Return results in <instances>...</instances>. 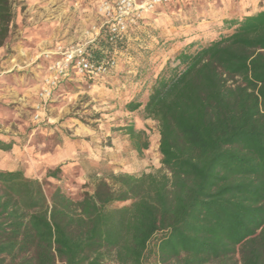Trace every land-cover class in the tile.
I'll list each match as a JSON object with an SVG mask.
<instances>
[{
  "label": "trees",
  "instance_id": "trees-1",
  "mask_svg": "<svg viewBox=\"0 0 264 264\" xmlns=\"http://www.w3.org/2000/svg\"><path fill=\"white\" fill-rule=\"evenodd\" d=\"M15 9L0 0V48ZM144 25L113 41L105 29L89 52L117 66ZM193 28L158 41L178 48L173 64L151 68L145 105H126L158 123L162 169L112 174L78 199L0 171V264H264V0L255 14L226 9ZM126 134L149 148L144 131ZM13 146L0 139V150Z\"/></svg>",
  "mask_w": 264,
  "mask_h": 264
},
{
  "label": "rangeland",
  "instance_id": "rangeland-1",
  "mask_svg": "<svg viewBox=\"0 0 264 264\" xmlns=\"http://www.w3.org/2000/svg\"><path fill=\"white\" fill-rule=\"evenodd\" d=\"M81 3L15 0V22L0 48V137L14 143L9 158L24 169V176L32 179L28 174L38 169L44 173L39 182L48 198L61 187L78 199L93 193L101 179L112 184V174L159 172V126L144 113L147 93L139 94L155 75L151 68L173 64L178 49L158 50V41H172L177 32L203 26L222 10L249 12L260 5L255 0H184L158 9L147 16L145 29L132 36L124 50L115 52L117 66L111 74L96 81L78 77L63 82L36 119L39 93L48 74V62L35 61L36 55L56 46L83 43L86 37L95 43L99 37L97 4ZM136 99L144 105L130 112L126 105ZM129 126L146 133L147 150L139 153L133 148L126 134ZM60 152L70 157L58 165L51 163L52 155ZM55 170H60L57 177H49ZM149 262L156 264L153 259Z\"/></svg>",
  "mask_w": 264,
  "mask_h": 264
},
{
  "label": "built area",
  "instance_id": "built-area-1",
  "mask_svg": "<svg viewBox=\"0 0 264 264\" xmlns=\"http://www.w3.org/2000/svg\"><path fill=\"white\" fill-rule=\"evenodd\" d=\"M80 3L84 0H75ZM179 0H100L97 14L102 23L98 28L100 36L103 30L109 33L113 41L119 35L140 23L145 22L149 14L158 9L170 6ZM90 43H79L69 46H56L44 54L48 61V74L44 79V87L39 93L40 103L37 106L36 119L41 117L53 96L54 91L66 81L74 78H85L90 81L99 80L116 68V62L96 60L89 52Z\"/></svg>",
  "mask_w": 264,
  "mask_h": 264
},
{
  "label": "crops",
  "instance_id": "crops-1",
  "mask_svg": "<svg viewBox=\"0 0 264 264\" xmlns=\"http://www.w3.org/2000/svg\"><path fill=\"white\" fill-rule=\"evenodd\" d=\"M100 0H84L81 4H89V5H94V4H98ZM256 2H260V0H255ZM79 4V3H78ZM77 4V5H78ZM95 6V5H94ZM260 10V5H257L256 6V10H249V12L247 11H243L247 14H255L257 13L258 11ZM97 13V12H96ZM97 21H98V26L100 27L101 23H102V20L101 18L98 16L97 14ZM97 36L99 35V33L97 32L96 34ZM89 37H86L85 38V41L83 43H90L92 42L93 40H88ZM71 45V44H69ZM69 45H64V46H69ZM178 49V48H177ZM51 49L49 50H46V51H42L40 53H38L35 57V61H44V62H48L45 58H44V54L48 51H50ZM1 53V52H0ZM48 73V72H47ZM0 139H2L0 137ZM12 153H14V150L12 149L11 151L9 152H4L2 150H0V171H6V172H20V173H23L24 169H20L18 168V164L14 162V160L9 158V154L12 155ZM83 155V154H82ZM70 157L69 153H63V152H60L58 155H52L50 162L53 163V164H56L58 165L59 163H61L62 160L66 159ZM7 159L6 161H3L4 159ZM31 174H28L32 179H36L38 181H40V173H43L42 171H40L39 169L36 170V171H33V172H30ZM44 174V173H43ZM36 175V177L34 176Z\"/></svg>",
  "mask_w": 264,
  "mask_h": 264
}]
</instances>
